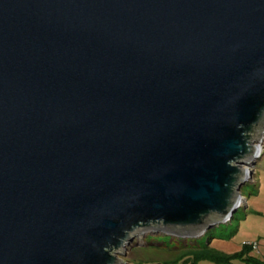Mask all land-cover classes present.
<instances>
[{
    "label": "water",
    "instance_id": "1",
    "mask_svg": "<svg viewBox=\"0 0 264 264\" xmlns=\"http://www.w3.org/2000/svg\"><path fill=\"white\" fill-rule=\"evenodd\" d=\"M262 134L264 0H0V264L204 235Z\"/></svg>",
    "mask_w": 264,
    "mask_h": 264
},
{
    "label": "rangeland",
    "instance_id": "2",
    "mask_svg": "<svg viewBox=\"0 0 264 264\" xmlns=\"http://www.w3.org/2000/svg\"><path fill=\"white\" fill-rule=\"evenodd\" d=\"M260 147L262 153L255 160L250 178L241 187L240 195L245 203L233 214L229 221L209 229L207 234L165 236L158 233H145L135 238L126 249L125 255L119 256L124 264H172L181 253L198 250L213 236L209 249L231 256L239 253L244 244H256L250 255L264 260V134ZM257 142H255V145ZM205 232V233H206ZM189 236H192V238ZM185 246H187L185 248ZM182 247L184 249H181ZM191 256V253L188 255ZM172 261V262H171ZM171 262V263H170ZM178 264H181L178 263ZM186 264H215L199 261ZM234 264H242L234 262Z\"/></svg>",
    "mask_w": 264,
    "mask_h": 264
},
{
    "label": "trees",
    "instance_id": "3",
    "mask_svg": "<svg viewBox=\"0 0 264 264\" xmlns=\"http://www.w3.org/2000/svg\"><path fill=\"white\" fill-rule=\"evenodd\" d=\"M207 232L205 233V235ZM213 239V236H209L207 239L206 245L199 248L198 250H194L189 252V250L184 253H181L178 255V257L173 260L172 264H178L181 262V264L186 263H196L199 261H209L215 264H234V262L238 261L242 264H264V261L259 260L253 256L250 255L249 251L252 248L251 244H244L243 249L241 252L236 253L234 255L228 256L222 253H219L218 251L209 249V244L211 240ZM187 246H185L186 248ZM181 249H184L182 247H179ZM188 248V247H187ZM191 253V256L188 255ZM170 262V263H171ZM169 264V263H164Z\"/></svg>",
    "mask_w": 264,
    "mask_h": 264
},
{
    "label": "built area",
    "instance_id": "4",
    "mask_svg": "<svg viewBox=\"0 0 264 264\" xmlns=\"http://www.w3.org/2000/svg\"><path fill=\"white\" fill-rule=\"evenodd\" d=\"M251 246H252L253 249L256 248V244L255 243L251 244Z\"/></svg>",
    "mask_w": 264,
    "mask_h": 264
},
{
    "label": "crops",
    "instance_id": "5",
    "mask_svg": "<svg viewBox=\"0 0 264 264\" xmlns=\"http://www.w3.org/2000/svg\"><path fill=\"white\" fill-rule=\"evenodd\" d=\"M264 259V258H263ZM264 261V260H263Z\"/></svg>",
    "mask_w": 264,
    "mask_h": 264
}]
</instances>
